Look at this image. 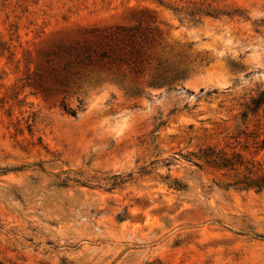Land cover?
Segmentation results:
<instances>
[{
	"label": "rangeland",
	"instance_id": "1",
	"mask_svg": "<svg viewBox=\"0 0 264 264\" xmlns=\"http://www.w3.org/2000/svg\"><path fill=\"white\" fill-rule=\"evenodd\" d=\"M162 1L218 16L0 0V264H264V190L188 162L264 171V0Z\"/></svg>",
	"mask_w": 264,
	"mask_h": 264
},
{
	"label": "trees",
	"instance_id": "2",
	"mask_svg": "<svg viewBox=\"0 0 264 264\" xmlns=\"http://www.w3.org/2000/svg\"><path fill=\"white\" fill-rule=\"evenodd\" d=\"M157 3L159 6L168 8L174 14H184L186 17L192 19L196 17H210L217 18L218 14L211 10L210 7H195L194 4L186 3V6L170 8L163 3L162 0H150ZM264 103V94L261 95L260 100H252L251 107L247 108L251 115L256 114L260 106ZM64 112L68 115L75 117V113L68 109L66 105H61ZM241 120L246 122L248 113L245 112L241 116ZM194 164L195 167H201L202 165L217 171H227L234 173L235 180L232 184L227 187H234L239 191H250L261 192L264 190V171L258 169L254 170V166L244 161L240 155L232 154L230 157L220 151H215L213 148H205L199 150L198 154H191L189 161ZM240 175V177H239ZM114 186V185H112ZM176 190H181L183 187L176 181L171 185Z\"/></svg>",
	"mask_w": 264,
	"mask_h": 264
}]
</instances>
